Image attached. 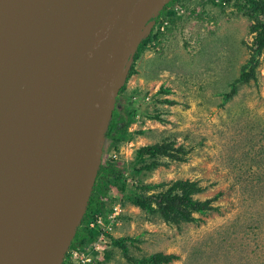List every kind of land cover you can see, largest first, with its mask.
Instances as JSON below:
<instances>
[{
    "label": "rangeland",
    "instance_id": "1",
    "mask_svg": "<svg viewBox=\"0 0 264 264\" xmlns=\"http://www.w3.org/2000/svg\"><path fill=\"white\" fill-rule=\"evenodd\" d=\"M175 2L169 8L181 6L184 15L130 61L110 105L101 164L121 167L126 185L102 176L109 190L101 200L106 209L123 205L111 240L129 257L111 243L110 258L94 264H133L157 253L175 255L170 264H264V52L252 47V19L226 1ZM245 69L256 78L241 81ZM117 113L127 125L120 141L106 136ZM155 145H172L175 157L155 165L136 159ZM179 180L196 182L203 192L195 200H211L213 209L169 224L128 199L136 186L157 194Z\"/></svg>",
    "mask_w": 264,
    "mask_h": 264
},
{
    "label": "water",
    "instance_id": "2",
    "mask_svg": "<svg viewBox=\"0 0 264 264\" xmlns=\"http://www.w3.org/2000/svg\"><path fill=\"white\" fill-rule=\"evenodd\" d=\"M172 0H0V264H63L127 67Z\"/></svg>",
    "mask_w": 264,
    "mask_h": 264
},
{
    "label": "trees",
    "instance_id": "3",
    "mask_svg": "<svg viewBox=\"0 0 264 264\" xmlns=\"http://www.w3.org/2000/svg\"><path fill=\"white\" fill-rule=\"evenodd\" d=\"M175 1L177 0H172L171 3L168 4V6L164 8V10L160 14L162 15V17L169 18L173 23L176 22V16L174 12L169 10V7L176 3ZM204 1H207V3L212 4L214 6H223L224 1H226L228 4L237 8L239 12L248 15L253 21V25L251 26V33H253L254 35V45H252V47L255 50V53L262 54L264 52V0H233V3L231 2L232 0ZM153 28L154 26L149 32L144 33L143 39L139 43L137 51L134 54L133 58H136L139 52L146 50L149 44L159 37V33H154L155 31H153ZM252 78H256L254 69L250 72H247L245 69L240 77V80L248 82ZM116 118L117 119H115V121H113V123L111 124L106 136L109 139L120 141L122 135L126 133L127 125L124 124L121 126L122 118L118 116V113L116 115ZM115 133H117L119 137L114 136L113 134ZM172 148V145H170V147L168 145H155L146 147L137 152L136 159L143 161L146 157H150L154 160L153 165H155V163H158L159 160L162 157H166V155L175 157V155H172L168 151V149L171 150ZM120 168L121 167H117L113 164H101L97 176L98 181L97 184L94 186L86 216L84 217L80 232H78L71 246V250L78 247L82 248L84 246V239H82V228L89 224L94 215L110 211V208L106 209V203L101 200L104 196H106V198L108 197L107 190H109V184H104L102 176H107L106 174H109V176L111 177V175L115 174V177H118V180L120 182L123 181V183L126 185L125 177H123ZM133 168L135 170L137 169L136 166ZM101 177L102 181L99 180ZM115 182L117 181L115 180ZM152 188L153 186L151 185H145L141 187V189L144 191L138 192V186H136L135 190L128 191V199L131 203H134L135 205L139 206L140 208L149 213H157L166 223H191L195 221V214L204 213L213 209L211 200H207L204 202L195 200V195L203 192V189L200 188L196 182L179 180L174 182L171 188H169L166 192L161 191L157 194L150 193ZM112 244L113 247L120 246L124 248L125 257H129V255H127V250L125 246H123V244H120V241L117 245L116 241L113 240ZM110 256L111 251L107 252L106 260H108ZM68 259L69 256H67V261H65L64 264H67ZM176 259L177 257L175 255H165L162 253H157L155 255H152L147 258L145 257L143 259L131 258L130 261L133 264H170Z\"/></svg>",
    "mask_w": 264,
    "mask_h": 264
},
{
    "label": "built area",
    "instance_id": "4",
    "mask_svg": "<svg viewBox=\"0 0 264 264\" xmlns=\"http://www.w3.org/2000/svg\"><path fill=\"white\" fill-rule=\"evenodd\" d=\"M169 10L174 12L176 19L184 15L181 6L169 8ZM171 23L172 21L169 18L164 17L163 23H159L160 25L158 24V26H156L155 32L164 34L170 28ZM115 160H118V157H116ZM122 214V206L120 204H115L107 213H98L94 215L89 224L85 226L86 228H82L84 232L83 235L88 236L86 245L82 248L72 250L70 247L65 260L67 261V256H69L70 264L71 261H75L77 264H94L97 263L99 259L102 261L106 253L110 250L109 248L112 243L111 238L122 219Z\"/></svg>",
    "mask_w": 264,
    "mask_h": 264
}]
</instances>
